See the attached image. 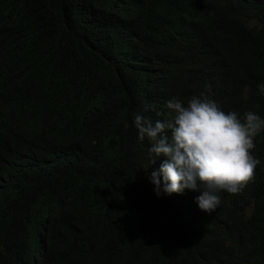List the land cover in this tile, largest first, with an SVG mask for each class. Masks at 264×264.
<instances>
[{"label":"trees","instance_id":"trees-1","mask_svg":"<svg viewBox=\"0 0 264 264\" xmlns=\"http://www.w3.org/2000/svg\"><path fill=\"white\" fill-rule=\"evenodd\" d=\"M264 0H0V264H264L254 178L159 197L134 116L210 86L264 117Z\"/></svg>","mask_w":264,"mask_h":264},{"label":"clouds","instance_id":"clouds-1","mask_svg":"<svg viewBox=\"0 0 264 264\" xmlns=\"http://www.w3.org/2000/svg\"><path fill=\"white\" fill-rule=\"evenodd\" d=\"M264 94V83L258 85ZM205 91L183 101L170 98L163 110L147 105L155 119L137 112L134 126L140 141L148 140L151 165L162 158L150 181L157 197L199 192L195 203L211 213L221 204L220 193L238 194L254 178L259 164L252 151L255 139L264 132V117L254 111L241 116L225 112Z\"/></svg>","mask_w":264,"mask_h":264}]
</instances>
